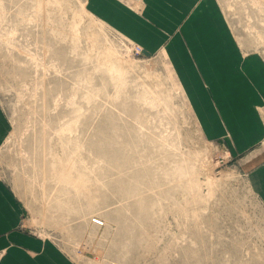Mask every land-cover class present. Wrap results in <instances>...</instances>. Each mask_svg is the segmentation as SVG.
Wrapping results in <instances>:
<instances>
[{"label": "rangeland", "instance_id": "374dc122", "mask_svg": "<svg viewBox=\"0 0 264 264\" xmlns=\"http://www.w3.org/2000/svg\"><path fill=\"white\" fill-rule=\"evenodd\" d=\"M216 3L264 65V0ZM144 52L89 0H0V180L20 230L75 264H264L247 164L264 136L242 149L209 133L171 57Z\"/></svg>", "mask_w": 264, "mask_h": 264}, {"label": "crops", "instance_id": "0c3cea01", "mask_svg": "<svg viewBox=\"0 0 264 264\" xmlns=\"http://www.w3.org/2000/svg\"><path fill=\"white\" fill-rule=\"evenodd\" d=\"M89 2L146 52L163 50L171 57L209 133H230L242 149L264 136L256 111L264 65L255 56L243 57L216 0H143L142 12L117 0ZM5 134L0 113V146ZM247 162L254 185L264 190V154ZM23 216L17 196L0 180V264H75L49 241L20 230Z\"/></svg>", "mask_w": 264, "mask_h": 264}, {"label": "water", "instance_id": "95a60500", "mask_svg": "<svg viewBox=\"0 0 264 264\" xmlns=\"http://www.w3.org/2000/svg\"><path fill=\"white\" fill-rule=\"evenodd\" d=\"M144 53H145V54H147V55H149V53H148V52H146V51H145Z\"/></svg>", "mask_w": 264, "mask_h": 264}, {"label": "built area", "instance_id": "2783aa9c", "mask_svg": "<svg viewBox=\"0 0 264 264\" xmlns=\"http://www.w3.org/2000/svg\"><path fill=\"white\" fill-rule=\"evenodd\" d=\"M140 51H141V49L139 48V49H138V52H140Z\"/></svg>", "mask_w": 264, "mask_h": 264}]
</instances>
